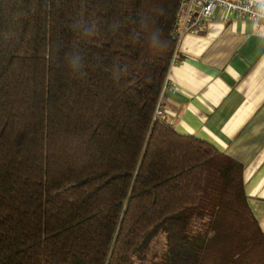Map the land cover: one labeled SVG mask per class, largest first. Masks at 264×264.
Masks as SVG:
<instances>
[{
    "label": "trees",
    "instance_id": "1",
    "mask_svg": "<svg viewBox=\"0 0 264 264\" xmlns=\"http://www.w3.org/2000/svg\"><path fill=\"white\" fill-rule=\"evenodd\" d=\"M181 1L0 0V264H264L242 165L154 117Z\"/></svg>",
    "mask_w": 264,
    "mask_h": 264
},
{
    "label": "crops",
    "instance_id": "2",
    "mask_svg": "<svg viewBox=\"0 0 264 264\" xmlns=\"http://www.w3.org/2000/svg\"><path fill=\"white\" fill-rule=\"evenodd\" d=\"M166 82L161 120L242 165L264 233V28L217 9L199 31L178 34Z\"/></svg>",
    "mask_w": 264,
    "mask_h": 264
},
{
    "label": "built area",
    "instance_id": "3",
    "mask_svg": "<svg viewBox=\"0 0 264 264\" xmlns=\"http://www.w3.org/2000/svg\"><path fill=\"white\" fill-rule=\"evenodd\" d=\"M220 9L223 17L236 15L246 18L258 27L264 28V8L254 0H182L176 15L173 33L178 36L181 31L197 32L203 23L212 18L214 12ZM166 80L163 88L166 87ZM162 88V89H163ZM163 113L160 100L156 104L154 117L160 118Z\"/></svg>",
    "mask_w": 264,
    "mask_h": 264
},
{
    "label": "clouds",
    "instance_id": "4",
    "mask_svg": "<svg viewBox=\"0 0 264 264\" xmlns=\"http://www.w3.org/2000/svg\"><path fill=\"white\" fill-rule=\"evenodd\" d=\"M260 3L264 5V0H260ZM69 63L74 70L79 71L81 69V58L78 55L70 58Z\"/></svg>",
    "mask_w": 264,
    "mask_h": 264
}]
</instances>
